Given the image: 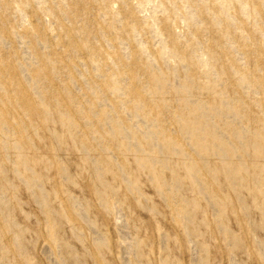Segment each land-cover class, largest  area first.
<instances>
[{
  "label": "rangeland",
  "instance_id": "obj_1",
  "mask_svg": "<svg viewBox=\"0 0 264 264\" xmlns=\"http://www.w3.org/2000/svg\"><path fill=\"white\" fill-rule=\"evenodd\" d=\"M0 264H264V0H0Z\"/></svg>",
  "mask_w": 264,
  "mask_h": 264
}]
</instances>
